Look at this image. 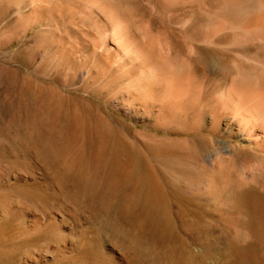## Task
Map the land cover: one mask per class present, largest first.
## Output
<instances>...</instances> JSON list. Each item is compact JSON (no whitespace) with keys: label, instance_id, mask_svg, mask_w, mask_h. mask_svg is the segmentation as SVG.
I'll return each mask as SVG.
<instances>
[{"label":"rangeland","instance_id":"1","mask_svg":"<svg viewBox=\"0 0 264 264\" xmlns=\"http://www.w3.org/2000/svg\"><path fill=\"white\" fill-rule=\"evenodd\" d=\"M262 15L0 0V264H264V153L223 109L264 83Z\"/></svg>","mask_w":264,"mask_h":264},{"label":"bare ground","instance_id":"2","mask_svg":"<svg viewBox=\"0 0 264 264\" xmlns=\"http://www.w3.org/2000/svg\"><path fill=\"white\" fill-rule=\"evenodd\" d=\"M263 26L264 16L262 15L255 19L253 27ZM186 82L188 83V79L187 81L178 83L177 89L180 90V92H173V94L176 96L178 93L186 94V92L189 91ZM227 99L229 100H227L225 106L222 107L223 109L225 108L226 112L230 115L231 121L236 123L239 134L248 138L251 142H254L256 148L264 153V83L258 86L257 84L247 85L235 92L233 90L230 98Z\"/></svg>","mask_w":264,"mask_h":264}]
</instances>
